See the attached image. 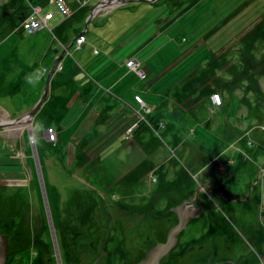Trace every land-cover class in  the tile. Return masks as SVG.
Wrapping results in <instances>:
<instances>
[{
	"label": "rangeland",
	"instance_id": "rangeland-1",
	"mask_svg": "<svg viewBox=\"0 0 264 264\" xmlns=\"http://www.w3.org/2000/svg\"><path fill=\"white\" fill-rule=\"evenodd\" d=\"M113 59L138 77L116 87L138 124L110 119L119 91L98 84L78 109L84 79L56 83ZM148 60L161 71L150 90ZM172 81L177 104L160 93ZM41 101L56 114L28 115ZM0 173L16 264H138L184 203L200 214L160 264H264V0H0Z\"/></svg>",
	"mask_w": 264,
	"mask_h": 264
},
{
	"label": "crops",
	"instance_id": "crops-1",
	"mask_svg": "<svg viewBox=\"0 0 264 264\" xmlns=\"http://www.w3.org/2000/svg\"><path fill=\"white\" fill-rule=\"evenodd\" d=\"M142 32H143V30H141V29H138V30L135 29L133 31V34L134 35H137V36H140V34H143ZM93 35L94 34H92V36ZM99 36H101V38L103 39L102 32L100 34H98V35H95L94 37L87 36V39L90 40V38H91L90 45H89L90 47H93V45H96V44H99L100 43V40H99L100 37ZM105 43H108V45L105 46V47H108L107 49H110V50H112V49H115L116 50L117 49L118 44L116 43L115 39L114 40H112V39L110 40V38H109L108 39V42L105 41ZM119 49H121V47H119ZM110 61H114L113 63L117 62L119 65H121L120 68L116 69L117 68L116 65H114V67L112 68L111 67V64L108 65L109 63H107V62L104 63L103 61L94 62L92 64V66H84V64H81V66H82L81 67V66H78L77 64H74V65H72L73 66L72 67L73 70L70 73L67 74L68 75L67 78H65V79H64V77L63 78H59L58 81H56V83L61 82V83H67V85H70V82L72 81V78L76 76L75 79L78 80L79 78H81V81H82V78H83L84 79L83 80V83H84V81L87 83L86 84L87 85V88L86 89H89V91L87 93H81V94L78 93L77 95L73 96L72 102L70 103V104H72V106H73V102H74L75 105L77 106L75 108L83 109L84 102L85 101H88V99H89L87 97V96H89L88 94L90 93V91H91L92 88H94L96 90L98 84H100V85H107L106 87L109 88L110 91H113V92L117 93L119 90H117L118 88H116V87L119 84H121V85L124 86L125 85V82L127 80H132V81L135 80V81H137V78L138 77L136 76V74L133 73V72H128L127 69H126V66L123 64V62L116 61V59H113V60H110ZM148 62H149V60L147 61V64L144 67V70L148 74L152 75L151 76V80L152 81L148 82V84H150V88H153V87L156 86V83L160 81V79H157L156 80V76H157L158 73L160 74L161 71L157 70V68H159V66L152 67V66H150L148 64ZM170 66H168V68H173V66H171V67ZM83 67H86V68L90 69L89 70L90 72H91V70H93V71L96 70L97 72H100L104 76L100 75V77L99 76L97 77V76L94 75L93 78H92V76H89L90 77L89 78L88 77L89 74H87L86 72L83 71ZM171 72H172V70H171ZM117 78H119V79L116 82ZM129 83H130V81L127 82V84H129ZM121 85H119V86H121ZM152 85H154V86L152 87ZM54 86H56V85H54ZM150 88H147V89L150 90ZM129 92H130V90H129ZM71 94L74 95L73 93H71ZM117 94L116 95L119 98L124 99V100L127 99V97H125L126 96V93L124 92V90L119 91V93H117ZM55 95H57V94H55ZM64 95H66V94H64ZM64 95L62 94V96L60 98L64 97ZM69 97L70 96H68V99H69ZM79 97H81V98H79ZM47 106H49V111L51 113L56 114L52 110L53 109V104L52 103H49ZM47 106L45 108H47ZM66 106L68 107V105H66ZM57 113H59V112H57ZM102 115L103 114H99V113L97 114V116H99V117H101ZM119 124H121V123H119Z\"/></svg>",
	"mask_w": 264,
	"mask_h": 264
},
{
	"label": "bare ground",
	"instance_id": "bare-ground-1",
	"mask_svg": "<svg viewBox=\"0 0 264 264\" xmlns=\"http://www.w3.org/2000/svg\"><path fill=\"white\" fill-rule=\"evenodd\" d=\"M164 31V30H163ZM90 69H88V68H86V67H83V71L84 72H86L87 74H89V76H92V72H90L89 71ZM189 75V74H188ZM188 75H186V76H188ZM18 78V77H17ZM16 78V79H17ZM186 78H188V77H186ZM15 79V80H16ZM196 79H200V78H196ZM15 80H13V81H11L10 82V84H9V86H13L14 85V83H15ZM143 82H145L144 80H142ZM177 83V82H176ZM25 84V82H23V81H20L19 80V83H18V85H17V87H16V91L17 92H15L14 94H13V97L15 96V94L17 95L18 93H22V87H23V85ZM146 88H150V84H148V82L146 83ZM154 85H152V87H153ZM174 87H175V84L173 83V81L170 83V85L169 86H167L166 87V89H163L160 93L162 94V95H167V96H169L167 99L168 100H170V102L172 103V101H173V99L176 97V95H177V91L178 90H175L174 89ZM179 87V86H178ZM47 87H45V92L47 91ZM150 89H152V88H150ZM148 90V89H147ZM110 91V90H109ZM141 90L139 89V90H137L136 92L137 93H139ZM48 93L49 92H46V94H47V97H48ZM131 92H129L128 91V94H126V96L125 97H129L128 95H131L130 94ZM29 95V94H28ZM33 95V94H32ZM53 94H51V96H52ZM64 95V94H63ZM24 96H26V95H24ZM57 96V98H53V100L54 99H59V97L60 96H62V94H57L56 95ZM26 97H30V95L29 96H26ZM44 97V96H43ZM79 98H81V97H79ZM136 98H138L137 96H136ZM136 98L134 97V99L136 100ZM139 99H141V100H143L142 98H139ZM215 100H218V99H215ZM122 102L119 104H117V106L115 107V105H109L108 104V102H106V105L107 106H105V112H102V114L104 115V113H106V114H109V112L111 111V110H113V108L115 107V108H117V109H119L118 111L117 110H115L109 117H110V119H114V117L115 116H117V114L119 113V112H124L123 114H124V118L122 119V120H124V121H121V122H118V123H121L122 124V122H124V123H132V125L133 124H138V123H140L141 121H143V119H142V116H139V112H138V110H131L130 109V107H129V105L126 103V101H124V99H122L121 100ZM221 101V100H220ZM175 104H177V103H180L179 101H173ZM46 101H41V102H39L38 104H37V110L36 111H31L29 114L28 113H26V109L24 108V109H22L21 110V112H24V113H26V115L28 114V115H30L31 117L32 116H35V117H41V115H43V113H39L38 112V110L39 109H42V108H44V106L46 107L49 103H46ZM52 104H53V107L55 108V109H57L58 110V106H59V104L56 102V101H54V102H51ZM88 102L87 101H85L84 102V104H83V108L84 109H87L88 108V104H87ZM147 103V102H146ZM146 103H144L143 105L145 106V104ZM218 104H222V103H218ZM181 105H182V103H181ZM40 106H42V107H40ZM222 106H223V104H222ZM47 108H48V110H49V106H47ZM47 108H45L44 110H47ZM151 108H153V106H151ZM151 108H149V110L151 109ZM223 108L225 109V107L223 106ZM142 109V108H141ZM140 108H139V110H141ZM28 112V111H27ZM25 116V115H24ZM26 117H21V119H25ZM136 119H137V121H136ZM16 121H18V120H16ZM19 121H21L20 119H19ZM117 122V121H116ZM35 131V130H34ZM36 132V131H35ZM162 138V137H161ZM224 140H226L225 138H224ZM230 141H232V139L230 138ZM229 141V142H230ZM210 146L209 147H211V148H216V147H218V146H216V145H213V144H209ZM212 145V146H211ZM216 152L215 153H218V151H217V149L215 150ZM201 151L200 150H198L197 148H196V153H200ZM213 153V152H212ZM222 154V156L223 155H225V154H227V152H221ZM229 153V152H228ZM219 155H220V152H219ZM26 156V155H25ZM196 157H197V161H198V158H199V163H204L205 161H207L209 158L205 155V154H203V153H201L200 154V156H198V155H196ZM147 160V159H146ZM145 160V161H146ZM0 176H1V173H0ZM223 184V183H222ZM1 208V207H0ZM0 211L1 212H7L6 210H5V208H4V206L0 209ZM3 216H10L11 217V220L12 221H14V222H16V217H17V213H13L12 215L10 214V213H4V215ZM9 217V218H10ZM15 224H17V223H15ZM186 227H187V225H186ZM2 229V227H1V225H0V230ZM0 234H1V232H0ZM6 234V233H5ZM180 234V233H179ZM178 234V235H179ZM2 236H3V234H1ZM136 249H134V251H135ZM132 253V251L131 250H129V252H126V254H131ZM102 255H104V253L102 254ZM101 254L99 255L100 256V258H101V256H102ZM129 256V255H128ZM147 256V255H146ZM6 258L7 257H5V260H4V263L3 264H5V262H6ZM146 258V257H145ZM145 258H141L140 259V261H138V264L143 260V259H145ZM163 260L165 259L164 257L162 258ZM161 259V260H162ZM126 260L128 261L129 260V258H126ZM10 263L11 264H16V262H15V259H13V258H11L10 260ZM106 264V263H105Z\"/></svg>",
	"mask_w": 264,
	"mask_h": 264
},
{
	"label": "water",
	"instance_id": "water-1",
	"mask_svg": "<svg viewBox=\"0 0 264 264\" xmlns=\"http://www.w3.org/2000/svg\"><path fill=\"white\" fill-rule=\"evenodd\" d=\"M181 219L180 225L171 229L169 233V239L166 244H159L157 247L153 248L145 259H143L139 264H160L161 259L169 254L175 245L177 244L178 234L186 227L190 217H195L200 214L199 209H195L190 203H184L178 208H174ZM2 235L0 234V237ZM5 260V254L3 255L2 247L0 246V264H3Z\"/></svg>",
	"mask_w": 264,
	"mask_h": 264
},
{
	"label": "flooded vegetation",
	"instance_id": "flooded-vegetation-1",
	"mask_svg": "<svg viewBox=\"0 0 264 264\" xmlns=\"http://www.w3.org/2000/svg\"><path fill=\"white\" fill-rule=\"evenodd\" d=\"M1 234H3V236L0 237V246L2 247V250H3V255L5 254V257L6 258V262L5 264H8L10 263V259L13 258V259H16L18 256H11L10 257V254L9 252L11 251V242H10V239L9 238H6L4 236H6L5 232H2V230H0ZM31 244L34 243V242H30ZM17 255V254H16ZM33 264H42V261H41V258H38L37 255H36V258L33 257ZM39 260H38V259Z\"/></svg>",
	"mask_w": 264,
	"mask_h": 264
},
{
	"label": "trees",
	"instance_id": "trees-1",
	"mask_svg": "<svg viewBox=\"0 0 264 264\" xmlns=\"http://www.w3.org/2000/svg\"><path fill=\"white\" fill-rule=\"evenodd\" d=\"M119 253H120V251H119ZM182 255H183V254H182ZM122 256H123V257H122L123 260H121V261H126V263H127V260H125L127 256H126V255H122ZM103 263L105 264L106 262H103Z\"/></svg>",
	"mask_w": 264,
	"mask_h": 264
},
{
	"label": "clouds",
	"instance_id": "clouds-1",
	"mask_svg": "<svg viewBox=\"0 0 264 264\" xmlns=\"http://www.w3.org/2000/svg\"><path fill=\"white\" fill-rule=\"evenodd\" d=\"M31 82V81H30Z\"/></svg>",
	"mask_w": 264,
	"mask_h": 264
}]
</instances>
